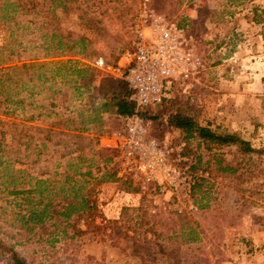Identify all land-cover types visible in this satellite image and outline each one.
<instances>
[{
    "label": "trees",
    "instance_id": "16d2710c",
    "mask_svg": "<svg viewBox=\"0 0 264 264\" xmlns=\"http://www.w3.org/2000/svg\"><path fill=\"white\" fill-rule=\"evenodd\" d=\"M108 2L118 5L115 14L105 8ZM136 9L137 0H0V25L21 35L36 32L35 46L41 50V55L20 65L0 66V261L29 264L16 247L31 235L47 234L46 241L54 247L61 239L73 241L87 233L103 241L107 237L134 240V246L150 241L149 233L162 240L168 234L163 214L150 215L141 204L131 207V219L119 227V219L98 208L93 189L95 184L132 185L119 173V152L104 147L101 137L112 132L109 120L122 118L124 123L136 111L129 82L104 70L106 65H116L128 47L131 37L122 28L132 21ZM74 12L81 32L62 26V17ZM255 19L262 22L258 13ZM181 25L192 32L188 25ZM95 82L100 97L97 104L83 109L64 107L73 95ZM44 89L49 93L48 103L36 104L35 96ZM181 90L176 86L169 99L138 111L150 134L165 141L171 129L186 141L197 140L210 149L215 146L217 151L208 164L218 174L238 181L241 191L264 186V144L256 146L236 132L213 128L210 122L202 124L191 110L190 94L183 91L178 96ZM25 91L28 95H23ZM28 106L41 111L27 114ZM62 107L68 112L59 110ZM226 148L233 153L231 159L224 153ZM199 162L201 157L196 166ZM12 163L20 165L21 181L4 171ZM246 185L252 186L247 189ZM135 193L141 196L138 190ZM199 206L205 209L209 204ZM112 225L117 226V233L108 232ZM182 227H190L188 242L200 240L190 223Z\"/></svg>",
    "mask_w": 264,
    "mask_h": 264
},
{
    "label": "rangeland",
    "instance_id": "374dc122",
    "mask_svg": "<svg viewBox=\"0 0 264 264\" xmlns=\"http://www.w3.org/2000/svg\"><path fill=\"white\" fill-rule=\"evenodd\" d=\"M143 2L137 0L134 18L122 28L129 38V27L140 15ZM149 3L155 12L190 27L197 53L205 63V68L193 77L192 85L181 87L178 96L183 91L190 94V102L194 104L191 110L198 114L202 124L210 122L213 128L236 132L256 146L264 144V0H150ZM105 8L112 14L118 11L114 2L106 3ZM255 13L262 22L255 19ZM77 14L62 17V26L83 31ZM37 40L36 32L21 35L0 25V66L20 65L41 55V50L35 46ZM48 94L44 89L35 96V103L47 104ZM23 95H28L27 91ZM99 99L95 82L88 89L82 88L81 94L73 95V100L64 107H69L68 110L90 108ZM59 110L68 112L63 107ZM39 111L30 106L26 109L27 114ZM163 114L167 119L166 112ZM123 124L122 118L109 120L112 131ZM164 139L170 143L186 141L171 129L166 131ZM186 142L187 151L195 159L201 157L197 168L208 170L209 176L201 178L195 187L197 211L177 216L170 210H159L170 228L163 240L149 233L150 241L134 246V240L107 237L109 239L103 241L87 233L73 241L61 239L50 247L46 241L48 235L38 234L31 235L30 240L16 248L29 264L41 261L55 264H264V186L241 191L238 181L221 176L215 166L208 164L212 153L217 151L215 146L210 149L209 144L200 146L197 140ZM224 153L228 159L233 157L229 148L224 149ZM19 168L20 165L12 163L3 170L21 181ZM251 186L246 185V188ZM93 189L98 204L103 205L98 208L108 217L119 219L117 225L121 228L133 215L131 207L141 204L143 210H147L143 198L135 193L134 185L95 184ZM256 190L260 194L255 195ZM206 202L209 207L201 209L199 205ZM170 217L177 219V223L173 224ZM187 223L197 229L199 241L186 240L190 227L182 225ZM108 232L117 233V226H110ZM130 235H134L133 232L130 231ZM0 264L7 263L0 261Z\"/></svg>",
    "mask_w": 264,
    "mask_h": 264
},
{
    "label": "built area",
    "instance_id": "2783aa9c",
    "mask_svg": "<svg viewBox=\"0 0 264 264\" xmlns=\"http://www.w3.org/2000/svg\"><path fill=\"white\" fill-rule=\"evenodd\" d=\"M149 2L144 0L140 15L129 27V45L117 64L104 66L111 75L129 82L135 92L136 111L125 117L123 126L101 139L104 147L119 152V173L139 191L150 214L160 209L195 212L199 208L195 187L209 171L197 168L186 141L170 143L152 136L138 111L169 99L176 86H191L205 63L197 53L192 32L155 12Z\"/></svg>",
    "mask_w": 264,
    "mask_h": 264
},
{
    "label": "crops",
    "instance_id": "0c3cea01",
    "mask_svg": "<svg viewBox=\"0 0 264 264\" xmlns=\"http://www.w3.org/2000/svg\"><path fill=\"white\" fill-rule=\"evenodd\" d=\"M102 140V139H101ZM101 143H102V145L104 146V141L102 140L101 141ZM105 185H114L113 183H107V184H105Z\"/></svg>",
    "mask_w": 264,
    "mask_h": 264
}]
</instances>
